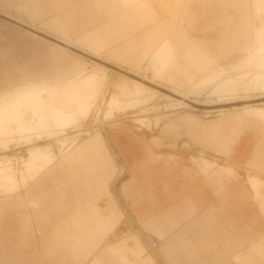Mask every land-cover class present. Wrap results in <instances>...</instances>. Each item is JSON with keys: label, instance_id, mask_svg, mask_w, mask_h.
<instances>
[{"label": "crops", "instance_id": "obj_1", "mask_svg": "<svg viewBox=\"0 0 264 264\" xmlns=\"http://www.w3.org/2000/svg\"><path fill=\"white\" fill-rule=\"evenodd\" d=\"M258 1L0 0V17L42 43L75 49L82 63L84 55H102L135 75L149 71L176 95L227 70L221 60L244 54L257 37L264 39ZM140 85L146 88L119 79L113 89L130 95ZM215 117L196 126L203 137L213 138L216 151L225 156L264 170V122L244 112ZM180 125L169 123L163 131ZM244 131L251 132L249 139ZM114 145L130 171L125 191L133 228L159 244V255L130 261L125 239L101 248L123 215L109 190L117 167L97 133L77 142L34 180L0 194V264H36L29 251L33 245L52 264H264V225L254 212L258 195L252 184L246 188L232 180L231 170L183 165L178 169L182 181H171L166 163L150 171L152 157H145L127 134L116 135ZM101 196L108 200L106 216L94 203ZM261 207L264 213V201ZM138 236H131L138 249L131 254L137 258L146 251Z\"/></svg>", "mask_w": 264, "mask_h": 264}, {"label": "rangeland", "instance_id": "obj_2", "mask_svg": "<svg viewBox=\"0 0 264 264\" xmlns=\"http://www.w3.org/2000/svg\"><path fill=\"white\" fill-rule=\"evenodd\" d=\"M2 19L4 18L0 17V103L5 99L10 101L13 96L28 90L42 91L40 98L38 94L32 95L33 104L22 108L29 118L28 127H23V122H14L9 117L7 134L0 136V160L9 159V165L14 168L17 179L16 188L10 190L5 189V182H0V194H10L17 189L18 184L22 186V180L18 177L21 173L20 158H27L29 150L38 149L41 154L51 155L57 161V158L72 150L77 142L99 133L117 167L109 190L123 215L116 231L104 241L101 248L106 249L109 245L125 239L131 252L135 253L138 249L131 236H138V233L131 222L130 198L125 191L130 171L114 145V137L125 133L140 146L145 157H152L149 170L154 169L158 163H166L164 172L171 181H182L181 172L178 171L182 165L196 170H231L230 178L242 182L246 188L250 187L249 183L258 185L261 181L258 187L253 188L258 198L251 200L254 212L260 216V225H264L261 207V202L264 201V170L235 161L221 151H216L215 140L208 136L203 137L196 127L209 121L215 122L219 119L215 116L247 112L249 109L259 110L250 116L264 122V42L259 41L258 37L244 54L236 53L220 61L227 70L215 72L213 75H219L187 87L183 89L184 92L176 93V96L170 85L153 80L149 71L135 75L128 66L107 61L102 55L82 54L86 59L84 64L80 61L81 53L75 49L42 43L33 35L19 29L16 24H8L6 19ZM202 34L195 33L197 38ZM242 56L243 60L238 62ZM98 65L106 69V72L94 69ZM88 77L94 79L92 85L78 91L80 100L89 106L87 115H76L74 124L65 131H59L63 128L53 127V119L48 109H37L34 112L28 110L35 108L41 97L48 107L54 106L62 111L75 110V86ZM119 79H133L146 88L138 86L134 93L119 96L116 89H113ZM137 93L141 94L138 101L131 97ZM114 97L120 99L119 105L114 104ZM144 117L145 120L137 122L138 118ZM185 119H191L190 123ZM173 122H181L182 125L175 131H163L167 124ZM2 124L4 123H0V130L4 126ZM30 127L33 130L29 133L17 130ZM250 133L244 131V139H249ZM35 177H31L29 181ZM107 202L104 196L94 201L101 215L108 214ZM35 238L40 237L35 234ZM139 240L146 251L139 258L128 252L130 261L159 255V244L152 248V240L145 237H139ZM29 251L34 253L36 264H52L53 260L50 262L40 247L33 245Z\"/></svg>", "mask_w": 264, "mask_h": 264}, {"label": "bare ground", "instance_id": "obj_3", "mask_svg": "<svg viewBox=\"0 0 264 264\" xmlns=\"http://www.w3.org/2000/svg\"><path fill=\"white\" fill-rule=\"evenodd\" d=\"M261 0L258 1L257 5L259 10L262 12V10L264 9H260L261 7L264 8L262 6L263 2H261ZM260 41L264 42V39L262 38V36L259 37ZM94 79L92 77H88L85 78L84 80H81L79 84H77L75 86V89L77 91V93L75 94L76 97V102H77V106L75 108V110H68V111H62L57 109L54 106H46V101L42 99L39 100L40 98V93L42 90H39L38 92H34V91H26L18 96H13L12 100H3L0 103V123H4L2 125V129L0 130V136L3 137L7 134L6 132V127L8 125V118L12 117L14 122H19L22 123L23 122V127L27 128L29 123H28V116L25 113V111H22V108H24L25 105L28 104H33V99H32V95L33 94H38L39 98H37L39 100L38 104H35V108L32 107L28 108L29 111L34 112L37 109L40 110H45L48 109L49 110V114L50 117L53 119V127H58V128H63L59 131H65L66 129L70 128L71 125L74 124V119L76 115H82L85 116L87 115V112L89 110V106L86 102L80 100V96L78 94V91L83 90L89 86L92 85ZM75 82V80H74ZM69 83V82H68ZM68 86V85H67ZM141 86V85H140ZM262 86L264 87V80L262 82ZM44 88V87H43ZM48 88V87H47ZM52 88V86H51ZM50 89V88H48ZM140 96L141 94L137 93V94H133L131 97L134 99H136L137 101L140 100ZM113 99V98H112ZM142 100V99H141ZM114 104L115 105H119L120 104V99L117 97H114ZM40 105V106H39ZM111 105V103L109 104ZM119 108V107H117ZM259 112V110H255V109H249L247 110V112H244L245 115L250 116V115H254L255 113ZM146 115V114H145ZM146 118H138L137 122H140L141 120H145ZM18 123V125H19ZM18 132H23V133H29L31 130V127L28 129H23L20 130L19 128L17 129ZM32 132V131H31ZM4 158V157H3ZM56 160V159H55ZM54 157H52L51 155H48L46 153L41 154L40 151L37 150H29L28 154H27V158L22 159L20 158V165H21V173L18 176L19 179L22 180V186L26 185L28 182H30V178L31 177H35L38 174H40L43 170L48 169L50 166H52V164L54 163ZM3 161V162H1ZM0 182H5L6 183V188L7 190H10L12 188H16L17 185V179H16V173L14 171V168H12L9 165V159H3L0 160ZM254 182V181H252ZM4 183V184H5ZM20 183V182H19ZM253 188H255L257 185L256 183L252 184Z\"/></svg>", "mask_w": 264, "mask_h": 264}, {"label": "built area", "instance_id": "obj_4", "mask_svg": "<svg viewBox=\"0 0 264 264\" xmlns=\"http://www.w3.org/2000/svg\"><path fill=\"white\" fill-rule=\"evenodd\" d=\"M156 244L155 243H151V247L155 248Z\"/></svg>", "mask_w": 264, "mask_h": 264}]
</instances>
